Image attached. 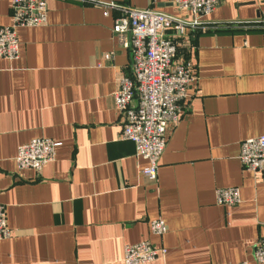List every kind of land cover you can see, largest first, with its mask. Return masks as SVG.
Wrapping results in <instances>:
<instances>
[{"label":"crops","instance_id":"crops-1","mask_svg":"<svg viewBox=\"0 0 264 264\" xmlns=\"http://www.w3.org/2000/svg\"><path fill=\"white\" fill-rule=\"evenodd\" d=\"M0 0V26L10 24ZM154 8L190 21L171 0H95ZM119 15L77 0H47L42 27L19 28L17 61L0 59V204L10 239L0 264H123L126 245L148 241L166 255L149 264L252 263L264 238V170L245 171L239 143L264 135V0H221L200 29L175 36L177 60L196 82L169 131L157 180L120 139L113 94L130 75L112 34ZM112 53L110 60L105 54ZM38 138L60 145L39 175L17 170L16 150ZM237 187L240 203H216ZM162 219L161 238L149 223Z\"/></svg>","mask_w":264,"mask_h":264},{"label":"built area","instance_id":"built-area-1","mask_svg":"<svg viewBox=\"0 0 264 264\" xmlns=\"http://www.w3.org/2000/svg\"><path fill=\"white\" fill-rule=\"evenodd\" d=\"M65 1V0H63ZM68 1V0H66ZM119 15L112 26V34L119 47L127 49L130 75L118 78V88L113 94L114 105L120 118V139L134 145L136 157L146 161L140 176L149 183L157 180L159 160L169 136V130L179 121L187 90L197 78L190 69L177 60L179 46L175 36L186 30L200 29L202 19L212 13L221 0H171L178 10L191 14L190 21L172 17L154 8L133 9L129 6L99 3L95 0H77ZM155 4L156 0H151ZM10 24L0 26V59L15 62L19 58V28L42 27L47 22V0H11ZM239 25L259 27L264 22H242ZM112 53L105 54L110 60ZM60 145L49 139L38 138L20 145L15 156L17 170H32L36 176L42 168L54 162ZM239 164L249 172L264 170V135L248 138L239 143ZM239 189L229 187L215 191L219 206L232 207L240 203ZM167 227L160 218L149 223V233L163 237ZM12 231L6 222V209L0 204V241L10 239ZM252 263L264 264V238L252 246ZM123 264H149L163 258L166 253L148 241L126 245ZM237 264H251L243 261Z\"/></svg>","mask_w":264,"mask_h":264}]
</instances>
